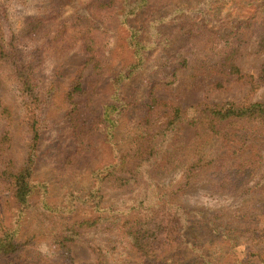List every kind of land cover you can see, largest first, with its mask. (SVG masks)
Masks as SVG:
<instances>
[{"label": "rangeland", "instance_id": "374dc122", "mask_svg": "<svg viewBox=\"0 0 264 264\" xmlns=\"http://www.w3.org/2000/svg\"><path fill=\"white\" fill-rule=\"evenodd\" d=\"M0 23L5 225L30 155L37 186L17 264H154L124 234L135 222L156 264H264V119L207 111L264 105V0H0ZM95 188L98 213L71 198ZM99 215L59 250L69 220Z\"/></svg>", "mask_w": 264, "mask_h": 264}, {"label": "trees", "instance_id": "16d2710c", "mask_svg": "<svg viewBox=\"0 0 264 264\" xmlns=\"http://www.w3.org/2000/svg\"><path fill=\"white\" fill-rule=\"evenodd\" d=\"M53 2L49 6V9L53 8ZM192 25H190L191 27ZM0 35L2 36V39H4L5 33H4V26L0 23ZM262 40L264 41V35L262 37ZM4 42L7 43V39L5 36ZM195 44V43H194ZM136 46H139L138 43L135 42ZM229 57V56H226ZM137 68V67H136ZM228 69L233 72L237 73V69L234 65H229ZM264 73V71H263ZM28 86L32 87L31 83H24ZM35 88V86H34ZM107 109L105 110V117L107 123V128L111 129L114 127V120L112 119V114L119 109V107L111 105L107 106ZM208 114L210 117L217 121L225 120V119H250V118H258V119H264V105L260 103H253L244 107L235 106L233 104H225L223 106L218 107H212L208 108ZM180 111L179 109L175 110V116L176 118L179 116ZM43 122V120H40ZM38 132L35 131L34 135L32 137V147L34 143L38 142ZM33 162L34 159L32 155H30L27 160L25 161L24 165L17 170L15 174L12 175L11 178V189L12 190V197L16 201L18 213L16 215V218L14 219V222H12L10 225H5L0 220V259H5L9 263L17 264L20 257H17L19 252L22 251L24 244H22L20 241L17 240V237L20 233V221L24 217L26 212H29L31 209L30 200L32 198V195L36 193L37 186L33 184L32 181V175H33ZM107 174L116 175L117 166L115 165H109L108 168H106L104 171H109ZM105 177V176H104ZM124 178H121L120 180L123 181ZM118 180V178H116ZM119 180V182H120ZM99 188H95L91 190L88 194L82 197L78 196H72L71 198L74 200L75 203H87L88 209L91 211V213H98L100 212V206L102 205V198L98 194ZM44 201V200H42ZM42 209L45 210V212L51 217H64L61 215H64L63 209H52L45 202L42 203ZM102 211L105 213H108L111 215L112 212L115 213L112 209H106L104 210V207L102 208ZM69 212V210L67 211ZM118 219V217H115ZM102 220V217L99 216H92L88 217V219H85L83 221L77 222V221H68L69 229L66 230L65 235H60L57 237L56 245L59 247V250L62 251V253H67V247L66 243L72 240H75L76 238V228L80 227H93L98 222ZM124 234L128 235L130 238V246L137 250L140 253H143L144 258L148 259L147 262H152L154 264L157 263V257L155 250L148 252L147 251V244H149L150 247H152V244L150 241H154L157 238V235L149 227L148 224L142 225L138 222L131 223L129 226V229L124 231ZM19 264V263H18Z\"/></svg>", "mask_w": 264, "mask_h": 264}]
</instances>
